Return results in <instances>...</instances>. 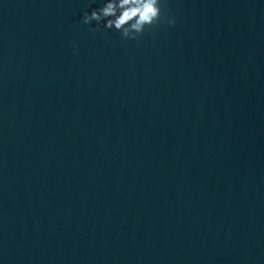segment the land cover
<instances>
[{
    "label": "water",
    "instance_id": "95a60500",
    "mask_svg": "<svg viewBox=\"0 0 264 264\" xmlns=\"http://www.w3.org/2000/svg\"><path fill=\"white\" fill-rule=\"evenodd\" d=\"M103 2L0 0V264H264V0Z\"/></svg>",
    "mask_w": 264,
    "mask_h": 264
},
{
    "label": "clouds",
    "instance_id": "9594fccd",
    "mask_svg": "<svg viewBox=\"0 0 264 264\" xmlns=\"http://www.w3.org/2000/svg\"><path fill=\"white\" fill-rule=\"evenodd\" d=\"M164 0H104L99 8L85 12L82 17L84 24L97 22V31L101 27L119 31L122 38L139 40L145 29L157 27L160 23L174 24L163 8ZM75 47V45H74Z\"/></svg>",
    "mask_w": 264,
    "mask_h": 264
}]
</instances>
